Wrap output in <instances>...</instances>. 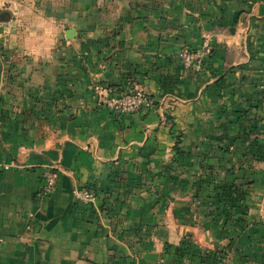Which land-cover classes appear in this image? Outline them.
Returning a JSON list of instances; mask_svg holds the SVG:
<instances>
[{
  "label": "crops",
  "instance_id": "0c3cea01",
  "mask_svg": "<svg viewBox=\"0 0 264 264\" xmlns=\"http://www.w3.org/2000/svg\"><path fill=\"white\" fill-rule=\"evenodd\" d=\"M16 2L58 32L51 59L26 54L31 16L11 28L5 0L0 264H264V0ZM205 37V69L185 72L177 52ZM92 84L140 88L155 105L113 114ZM36 89L62 91V112L23 116ZM85 187L93 206L73 199Z\"/></svg>",
  "mask_w": 264,
  "mask_h": 264
},
{
  "label": "built area",
  "instance_id": "2783aa9c",
  "mask_svg": "<svg viewBox=\"0 0 264 264\" xmlns=\"http://www.w3.org/2000/svg\"><path fill=\"white\" fill-rule=\"evenodd\" d=\"M213 50L210 40L205 37L199 48L194 50L182 49L177 52L176 56L185 72L195 74L205 69ZM89 89L97 105L117 115L146 112L155 105L152 97L140 88L120 92L108 85L92 84ZM55 176L53 170L44 172L43 195H48L54 190ZM72 194L73 199L83 205L93 206L97 202V194L90 187L74 189Z\"/></svg>",
  "mask_w": 264,
  "mask_h": 264
},
{
  "label": "clouds",
  "instance_id": "9594fccd",
  "mask_svg": "<svg viewBox=\"0 0 264 264\" xmlns=\"http://www.w3.org/2000/svg\"><path fill=\"white\" fill-rule=\"evenodd\" d=\"M3 10H5V0H0V11ZM6 10L12 16L17 17V20L11 24V28L17 27L20 24V19L31 16V20L24 26L22 42L20 43V47L25 53L35 58L51 59L50 49L55 43L58 32L56 19L43 14L32 15L30 9L22 7L16 0H11L10 7ZM9 30L5 29V31Z\"/></svg>",
  "mask_w": 264,
  "mask_h": 264
},
{
  "label": "trees",
  "instance_id": "16d2710c",
  "mask_svg": "<svg viewBox=\"0 0 264 264\" xmlns=\"http://www.w3.org/2000/svg\"><path fill=\"white\" fill-rule=\"evenodd\" d=\"M1 62H0V70H1ZM4 71L6 72V74H8V80L7 82H9V84H16V77L13 75V69L12 67H8L5 68ZM34 91V93H30L29 97L30 99H32L33 103H38V106L36 109L34 110H30L27 111L25 113H22L23 116H27V117H41L43 118L44 116L50 115V114H55V113H59L62 112V106L58 104V101L61 100L62 95L64 97V93L61 91L58 92V94L54 97H52L51 99L47 100L46 98H42L39 95V92L37 89L36 90H32ZM52 105V108H50L49 106ZM48 107V108H47ZM92 188V187H90ZM93 190L96 192V190L93 188ZM184 247V249H183ZM193 248V246L191 244L185 243L183 244V246L181 248L175 249L176 251H189ZM225 255H220V257L218 258L217 264H223V260H225Z\"/></svg>",
  "mask_w": 264,
  "mask_h": 264
},
{
  "label": "rangeland",
  "instance_id": "374dc122",
  "mask_svg": "<svg viewBox=\"0 0 264 264\" xmlns=\"http://www.w3.org/2000/svg\"><path fill=\"white\" fill-rule=\"evenodd\" d=\"M6 60V58H5V56H4V53H3V51L1 50V48H0V62L2 63V62H4ZM181 63V62H180ZM1 71V70H0ZM187 73H189V72H187ZM190 74H193V73H190ZM258 256H260V255H257V258H258Z\"/></svg>",
  "mask_w": 264,
  "mask_h": 264
},
{
  "label": "water",
  "instance_id": "95a60500",
  "mask_svg": "<svg viewBox=\"0 0 264 264\" xmlns=\"http://www.w3.org/2000/svg\"><path fill=\"white\" fill-rule=\"evenodd\" d=\"M4 18V17H3ZM0 19H2V18H0Z\"/></svg>",
  "mask_w": 264,
  "mask_h": 264
}]
</instances>
